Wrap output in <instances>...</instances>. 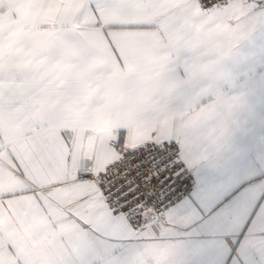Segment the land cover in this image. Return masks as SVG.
Returning <instances> with one entry per match:
<instances>
[{
	"label": "snow or ice",
	"instance_id": "obj_1",
	"mask_svg": "<svg viewBox=\"0 0 264 264\" xmlns=\"http://www.w3.org/2000/svg\"><path fill=\"white\" fill-rule=\"evenodd\" d=\"M257 29L264 0H0V264H168L161 166L222 142Z\"/></svg>",
	"mask_w": 264,
	"mask_h": 264
},
{
	"label": "crops",
	"instance_id": "obj_2",
	"mask_svg": "<svg viewBox=\"0 0 264 264\" xmlns=\"http://www.w3.org/2000/svg\"><path fill=\"white\" fill-rule=\"evenodd\" d=\"M212 91L239 103L219 145L182 151L197 185L160 219L173 222L168 264H264V29L232 48Z\"/></svg>",
	"mask_w": 264,
	"mask_h": 264
},
{
	"label": "built area",
	"instance_id": "obj_3",
	"mask_svg": "<svg viewBox=\"0 0 264 264\" xmlns=\"http://www.w3.org/2000/svg\"><path fill=\"white\" fill-rule=\"evenodd\" d=\"M167 156L171 157L167 166H161L162 170L166 172L165 180L167 183L160 190L154 203L156 219H161L172 207L191 197V193L197 185L194 171L185 163L179 145L176 150H170Z\"/></svg>",
	"mask_w": 264,
	"mask_h": 264
}]
</instances>
